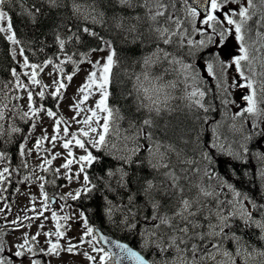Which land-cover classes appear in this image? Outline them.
I'll return each instance as SVG.
<instances>
[{
    "label": "snow or ice",
    "instance_id": "6c2138e0",
    "mask_svg": "<svg viewBox=\"0 0 264 264\" xmlns=\"http://www.w3.org/2000/svg\"><path fill=\"white\" fill-rule=\"evenodd\" d=\"M0 39L16 65L0 80V192L33 153L52 184H76L18 181L39 182L40 207L0 227V264H264V0H0Z\"/></svg>",
    "mask_w": 264,
    "mask_h": 264
},
{
    "label": "rangeland",
    "instance_id": "374dc122",
    "mask_svg": "<svg viewBox=\"0 0 264 264\" xmlns=\"http://www.w3.org/2000/svg\"><path fill=\"white\" fill-rule=\"evenodd\" d=\"M49 70L50 69H46L45 72H47ZM84 75H85L84 71H81L73 79L71 85L67 89V92L65 94V99L61 102L60 111H61V114H63L65 117H70L72 115V113L69 111L68 105L70 103H72L71 98L75 95L77 87L82 83V81L84 79ZM41 78L44 80L45 83H50V78L46 74H42ZM209 84H211V81H209ZM89 103H92V101H89ZM44 127H47L49 134H51V121L50 120H45ZM35 135H37V136L40 135L39 127L36 129ZM32 144H33V141L30 140L28 143V147H32ZM47 147H50V145H48L46 143L45 148H47ZM55 151H61V149L57 148V149H55ZM77 154H79V153H77ZM40 155L43 156V155H46V153L41 152ZM30 157H31L30 162L32 163V169H36V165L38 163H40L41 161H39L37 159L35 153H33V155ZM61 163H63V161L61 159H57V160L53 161L52 167L53 168L59 167ZM36 171H37V174L44 175L46 180L49 181V183H51V181H52L51 177H52V179H54V174L52 172L44 173V172L39 171V169H36ZM62 172H63V170H62ZM20 179L22 180V177ZM55 185L58 186V180L57 179L55 181ZM61 185H60V187H61ZM4 187L7 188V191L0 192V196L8 197L9 199L8 200L7 199L6 200H0V208H3L4 204L7 203L10 206L11 211L6 213V215H7L6 220L4 219L5 214H0V217L2 219V224L4 225L3 227L5 228V231H8L9 228L13 227V226L8 224L9 221L15 219L17 216H20L21 218H23V216L25 214L23 209L31 206L30 205V198L31 197L36 198V207L39 209L40 201H41V194H40V189H39V182L36 181L35 178H33L31 183L26 182L21 188L18 189V191L16 193H14L13 191L10 192V195H9V188L11 187L10 184H6V185H4ZM74 187H76L75 182H73L71 185H69L68 182L65 180V185L62 186L61 191L67 192V191H70ZM58 194H60V192H58ZM9 201H10V204H9ZM68 204L71 205V207H66L64 209L65 214L72 215L74 212L79 211V208L77 207V204H75V202L69 200ZM52 207L58 210L59 209V202H57L56 204H53ZM28 215H32V213H28ZM46 215H49V213H46ZM24 223L28 224L29 222L24 221ZM39 223H40V221L38 220V221H35L33 223L32 227L30 229L21 228L17 231L9 232L8 235L5 237V239L7 240V242L9 244H11L13 241H16L17 238L20 237L24 231H28L30 233H35L37 231L36 225ZM44 224H45L44 230H49L52 228V222L50 220L44 221ZM81 230H82L81 225L79 223L72 222L71 226H70V231L68 232V236L69 237H78L81 233ZM39 239H40L41 245H43L44 237L41 236ZM73 242H75V241H73ZM85 250H87V249H85ZM48 259H51V264H89V262L86 261V259L82 255H71V254H67V253H62L61 256L58 258L57 257H48Z\"/></svg>",
    "mask_w": 264,
    "mask_h": 264
},
{
    "label": "trees",
    "instance_id": "16d2710c",
    "mask_svg": "<svg viewBox=\"0 0 264 264\" xmlns=\"http://www.w3.org/2000/svg\"><path fill=\"white\" fill-rule=\"evenodd\" d=\"M28 3H31L32 0H27ZM13 25L18 31V34L26 32V29L23 27L22 24V18L13 15ZM10 45H8L3 39H0V80H6L9 79V72L8 69L12 66H16L13 61H11L10 56L8 55ZM31 56V53H28ZM19 70V69H18ZM13 154L15 153V148L12 149ZM13 163H19L17 158H14L12 160ZM92 222L96 225H98L100 228L104 229L106 232H108L111 235H114L116 237H123L122 233H116L114 231H110L107 226L98 218L93 217Z\"/></svg>",
    "mask_w": 264,
    "mask_h": 264
},
{
    "label": "water",
    "instance_id": "95a60500",
    "mask_svg": "<svg viewBox=\"0 0 264 264\" xmlns=\"http://www.w3.org/2000/svg\"><path fill=\"white\" fill-rule=\"evenodd\" d=\"M190 2H191V0H190ZM111 237V236H110ZM111 238H113V237H111Z\"/></svg>",
    "mask_w": 264,
    "mask_h": 264
},
{
    "label": "flooded vegetation",
    "instance_id": "af4514ba",
    "mask_svg": "<svg viewBox=\"0 0 264 264\" xmlns=\"http://www.w3.org/2000/svg\"><path fill=\"white\" fill-rule=\"evenodd\" d=\"M45 259H47V258H45Z\"/></svg>",
    "mask_w": 264,
    "mask_h": 264
}]
</instances>
